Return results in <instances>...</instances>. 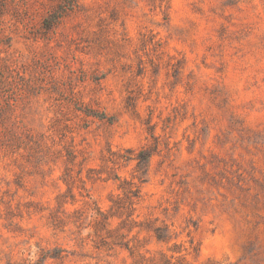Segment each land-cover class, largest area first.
I'll return each mask as SVG.
<instances>
[{
  "label": "rangeland",
  "instance_id": "374dc122",
  "mask_svg": "<svg viewBox=\"0 0 264 264\" xmlns=\"http://www.w3.org/2000/svg\"><path fill=\"white\" fill-rule=\"evenodd\" d=\"M0 57V264H264V0H0Z\"/></svg>",
  "mask_w": 264,
  "mask_h": 264
},
{
  "label": "trees",
  "instance_id": "16d2710c",
  "mask_svg": "<svg viewBox=\"0 0 264 264\" xmlns=\"http://www.w3.org/2000/svg\"><path fill=\"white\" fill-rule=\"evenodd\" d=\"M55 19H58V18H55ZM49 27V26H48ZM4 63H2V61H1V57H0V66H2ZM101 115V117H103V114H100ZM105 117V116H104ZM125 196H126V198H128V199H130V194H125ZM156 236L159 238V239H161V238H163V235L161 234V233H159V232H156ZM165 263L166 264H169V262H167V261H165Z\"/></svg>",
  "mask_w": 264,
  "mask_h": 264
}]
</instances>
